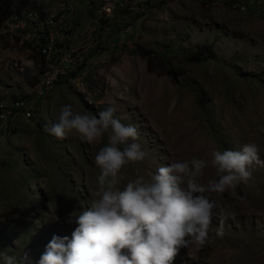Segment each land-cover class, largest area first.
I'll list each match as a JSON object with an SVG mask.
<instances>
[{
	"label": "rangeland",
	"instance_id": "1",
	"mask_svg": "<svg viewBox=\"0 0 264 264\" xmlns=\"http://www.w3.org/2000/svg\"><path fill=\"white\" fill-rule=\"evenodd\" d=\"M50 11L56 0H0ZM234 0H164L130 22L135 42L126 52L92 55L84 68L85 92L71 80L60 81L45 97H36L28 116L0 124V252L26 264H38L52 236H69V219L91 208L99 169L94 157L101 144L73 133L60 140L47 126L60 109L98 114L116 108L125 125L139 131L145 159L126 166V182L149 179L160 166L192 157L210 160L213 149L239 150L255 143L264 159V12L241 10ZM25 5V6H27ZM1 12V6H0ZM166 17V18H165ZM144 53V54H141ZM24 62L34 55L12 33H0V103L26 93L33 80L5 60ZM215 178L211 167L203 180ZM237 196L218 199L235 221L202 250L181 248L174 264H264V167L253 166L252 179ZM2 264V261H0Z\"/></svg>",
	"mask_w": 264,
	"mask_h": 264
},
{
	"label": "clouds",
	"instance_id": "2",
	"mask_svg": "<svg viewBox=\"0 0 264 264\" xmlns=\"http://www.w3.org/2000/svg\"><path fill=\"white\" fill-rule=\"evenodd\" d=\"M166 18V17H165ZM46 130L63 140L76 133L88 144H101L94 157L99 169L97 188L90 192V209L69 219L76 227L71 237L53 235L38 264H174L181 248L202 250L211 243L209 229L219 222L216 236L235 221L219 197L237 196L241 184L252 179L253 166L264 167L255 143L239 150L213 149L210 160L192 157L160 166L149 179L137 176L125 181L122 170L145 159L139 131L116 116L115 107L98 114L80 112L71 105L60 109L55 123ZM264 132V126L258 127ZM211 167L215 178L203 180ZM0 252L2 264H26Z\"/></svg>",
	"mask_w": 264,
	"mask_h": 264
},
{
	"label": "built area",
	"instance_id": "3",
	"mask_svg": "<svg viewBox=\"0 0 264 264\" xmlns=\"http://www.w3.org/2000/svg\"><path fill=\"white\" fill-rule=\"evenodd\" d=\"M163 1L56 0L50 11L21 1L1 4L0 33L14 34L34 57L24 62L15 57L5 60L19 74L25 73L27 63L33 80L24 95L0 103V124L19 114L28 116L32 100L45 97L60 81L71 80L86 94L84 68L90 57L106 50L116 54L131 49L136 39L130 22ZM231 5L264 12V0H234Z\"/></svg>",
	"mask_w": 264,
	"mask_h": 264
},
{
	"label": "crops",
	"instance_id": "4",
	"mask_svg": "<svg viewBox=\"0 0 264 264\" xmlns=\"http://www.w3.org/2000/svg\"><path fill=\"white\" fill-rule=\"evenodd\" d=\"M101 54H102V53H101ZM98 56H100V54H99Z\"/></svg>",
	"mask_w": 264,
	"mask_h": 264
},
{
	"label": "trees",
	"instance_id": "5",
	"mask_svg": "<svg viewBox=\"0 0 264 264\" xmlns=\"http://www.w3.org/2000/svg\"><path fill=\"white\" fill-rule=\"evenodd\" d=\"M141 54H144V53H141Z\"/></svg>",
	"mask_w": 264,
	"mask_h": 264
}]
</instances>
